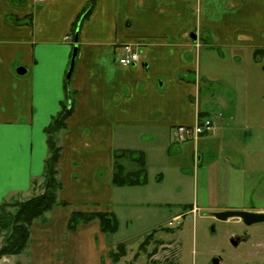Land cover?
<instances>
[{
	"label": "crops",
	"instance_id": "1",
	"mask_svg": "<svg viewBox=\"0 0 264 264\" xmlns=\"http://www.w3.org/2000/svg\"><path fill=\"white\" fill-rule=\"evenodd\" d=\"M91 4L92 0H0V187L6 181L5 192L28 191L35 179L42 178L48 156L45 129L63 109L70 89L76 102L60 144L59 195L84 200L74 207L78 211H113L119 219L115 206L135 186L112 183L115 152L135 150L137 134H148L151 149L168 155L173 144L183 150L193 142L197 151L206 136L221 135L236 146H247L250 140L243 137L233 141L234 131H262L260 119L244 120L251 111L245 106L242 111L241 104L253 95L250 87L256 96L264 95V71L253 52L264 48V0H96L76 29L79 16ZM204 38L221 53L209 50L212 66L220 68L225 54L235 66L241 61L247 66L244 73L236 67L235 77L228 81L230 99L224 109L230 120L219 112L210 133L181 142L175 135L177 126L213 117L198 104L201 58L203 48H208L202 45ZM127 43L139 47V64L119 63ZM75 45V67L68 78ZM20 67L26 69L24 74L17 72ZM252 68L259 77H248ZM180 174L184 180L190 176ZM182 181L173 192L183 190ZM154 205L181 206L185 212L175 219L199 209L193 203L169 200ZM241 208L264 212V206ZM71 213L60 207L47 224L32 226V264L45 260L46 256L38 260L45 244L61 241L51 229L68 227ZM92 226L98 230L99 220L82 223L69 235L76 238L78 231ZM49 256L55 259L53 251Z\"/></svg>",
	"mask_w": 264,
	"mask_h": 264
},
{
	"label": "rangeland",
	"instance_id": "2",
	"mask_svg": "<svg viewBox=\"0 0 264 264\" xmlns=\"http://www.w3.org/2000/svg\"><path fill=\"white\" fill-rule=\"evenodd\" d=\"M202 45L208 48H203L201 58V75L200 81L198 80L201 88L200 92L198 91L199 107L203 111L211 112L213 120L217 121V115L222 112L224 120L228 121L229 112L224 109L230 99L228 81L235 77L236 67L244 73L247 63L241 61L235 66L230 56L225 54V61L220 64V68L212 66L209 50L220 56L221 53L218 48L212 46L209 38H204ZM247 55L251 58V55ZM263 64L264 60L258 67ZM256 72L257 70L252 68V74L248 77H259ZM243 73L240 75L243 76ZM212 75L217 76L218 81L212 79ZM249 90L253 95L248 98V102L243 103V106L241 104L242 111L245 109L244 106L249 107L251 111L249 119L244 120L255 122L260 119L264 125V95L256 96L257 91L254 87H250ZM263 93L264 90L261 94ZM228 123L231 124V121ZM232 125L235 127L237 123L234 122ZM66 131L67 128L58 133V144H63ZM234 135L233 141L238 142L243 137V140L248 139L250 142H247V146L244 144L236 146L237 143L234 145L226 138L223 140L221 135L210 136L212 138L206 136L200 147H197V151L193 142L186 144L183 150H178L179 148L173 144L166 155L161 149L156 151L151 149L152 140L148 134H137L133 144L138 148L135 150L147 154L148 181L145 185L129 188L131 194L125 195L127 199L115 206L120 220L118 232L103 233L102 236L98 233L101 228L95 230L92 226L85 231H78L80 232L78 235L74 234L77 235L76 238L73 236L71 238L69 227L56 225L51 229V233H55L61 241L55 240L54 244H45L40 251L39 259L37 255L34 258L42 260L41 257L46 256L45 260L39 261L40 264L64 262L113 264L111 250L124 243L126 255L118 264H212V257H218L219 254L222 258L220 264H264V221L248 226L241 219L231 218L224 221L215 217V213L225 210L253 211L241 207L264 206V126L261 132L252 130L245 133L235 130ZM231 155L232 159L229 160ZM122 162L129 170L137 167L127 158ZM180 171L190 176L184 174L185 180L180 179ZM159 175L163 176L164 180L163 177L158 179ZM41 180L42 178H39L36 185H32L28 191L21 192L14 190L5 192L8 183L3 182L0 187V204L14 198L27 199L39 193ZM181 180L183 190L173 192ZM58 196L59 200H64L59 194ZM162 200L193 203L198 205L199 209L175 219L178 213L185 212L184 209L181 206L160 208L154 205L155 202ZM64 201L68 204H59L45 214L47 220L43 224H47L60 207L71 210V218L72 214L78 211L74 207L85 204L84 200ZM171 221L173 224H170ZM36 222L42 223L40 220ZM155 229L157 232L150 238L147 237ZM246 233L247 241L237 247L231 245L229 239L233 234ZM3 239V233H0V248ZM31 241L32 239L21 254L0 257V264H32ZM143 242L146 243L144 249L140 248ZM52 251L55 259L49 256L52 260L50 261L47 257Z\"/></svg>",
	"mask_w": 264,
	"mask_h": 264
},
{
	"label": "trees",
	"instance_id": "3",
	"mask_svg": "<svg viewBox=\"0 0 264 264\" xmlns=\"http://www.w3.org/2000/svg\"><path fill=\"white\" fill-rule=\"evenodd\" d=\"M95 1L92 0L90 7L79 16L76 29L89 16ZM263 58L264 48H256L254 50V60L261 63L264 60ZM262 69L264 71V64ZM75 102L74 93L69 89L67 100L63 103V109L53 117L51 123L45 129L48 156L45 161L40 192L27 199L14 198L0 204V233H3L4 238L0 248V257L18 255L25 251L31 239V227L36 223V220L44 223L47 220L45 217L47 212L52 211L59 204H68L66 201L59 200L58 198L63 184L59 178L58 169L62 147L58 144L57 135L60 131L67 128ZM126 158L137 165L136 169L129 170L127 168V165L122 162ZM114 166L112 183L116 187L145 185L148 181L146 156L143 151L130 149L117 150L115 152ZM37 180L33 181V186L37 184ZM95 219L99 220L103 233L114 234L118 232L120 222L113 211H76L72 214L68 227L71 231H75L80 224L89 223ZM164 229L170 230L169 228ZM156 232L157 229L153 230L147 237L150 238ZM145 244L143 242L140 248L144 249ZM110 254L113 264H118L120 259L126 255V245L124 243L118 244L116 249L111 250Z\"/></svg>",
	"mask_w": 264,
	"mask_h": 264
},
{
	"label": "built area",
	"instance_id": "4",
	"mask_svg": "<svg viewBox=\"0 0 264 264\" xmlns=\"http://www.w3.org/2000/svg\"><path fill=\"white\" fill-rule=\"evenodd\" d=\"M70 37H66L69 39ZM124 55L119 59V63L122 65H132L141 61V54L137 47L132 44H124ZM213 121L210 118L198 119L192 126H179L176 128V135L178 141H186L188 139H197L201 134L210 132L213 130ZM172 224V223H171Z\"/></svg>",
	"mask_w": 264,
	"mask_h": 264
},
{
	"label": "water",
	"instance_id": "5",
	"mask_svg": "<svg viewBox=\"0 0 264 264\" xmlns=\"http://www.w3.org/2000/svg\"><path fill=\"white\" fill-rule=\"evenodd\" d=\"M77 52H78V46L75 45L73 49V53H72L70 67L67 73L68 78H70L73 73L75 62H76V57H77ZM17 72L19 74H24L26 72V69L23 67H20L17 69ZM215 217L218 220H224V221L229 220L231 218H239L243 220L246 225H252V224L264 221V212H251V211H246V210L233 209V210H225V211L217 212L215 213ZM220 259L221 257H215L213 259V264H219Z\"/></svg>",
	"mask_w": 264,
	"mask_h": 264
},
{
	"label": "flooded vegetation",
	"instance_id": "6",
	"mask_svg": "<svg viewBox=\"0 0 264 264\" xmlns=\"http://www.w3.org/2000/svg\"><path fill=\"white\" fill-rule=\"evenodd\" d=\"M248 226H249V225H248ZM247 239H248V235H247V233L244 234V235L233 234V235L230 237L229 241H230L231 245L237 247V246H239L240 244H242L243 242L247 241ZM220 255H221V254H219L218 257H221ZM214 258H215V257H212V259H211L212 264H213V259H214ZM221 260H222V258L220 259V262H221ZM219 264H220V263H219Z\"/></svg>",
	"mask_w": 264,
	"mask_h": 264
}]
</instances>
